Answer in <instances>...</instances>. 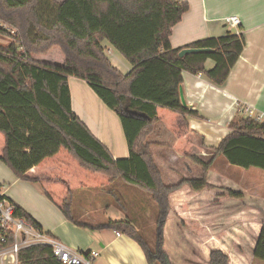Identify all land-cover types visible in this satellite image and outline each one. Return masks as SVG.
Here are the masks:
<instances>
[{"label": "trees", "instance_id": "1", "mask_svg": "<svg viewBox=\"0 0 264 264\" xmlns=\"http://www.w3.org/2000/svg\"><path fill=\"white\" fill-rule=\"evenodd\" d=\"M189 9L184 0H0V19L10 27L0 25V34L11 38L8 44H0V133L5 138L0 158L18 178L40 182L41 178L29 171L64 149L81 167L108 178L110 183L121 180L129 189L142 192L147 199L129 208L125 219L106 217L97 223L75 213L70 187L55 204L75 225L113 229L131 237L142 248L147 264H173L164 250L172 193L185 186L194 192L209 188L208 171L220 156L232 166L264 171V123L244 114L230 122L231 131L211 148L208 160L191 156L201 167L197 178L166 183L151 154L150 136L161 120L160 107L183 116L197 114L181 102L183 73L204 74L223 86L246 46L243 33L228 31L173 47L172 30ZM104 41L131 63L130 71L124 74L111 63ZM53 47L63 52L62 63L35 58ZM184 48L207 51L180 56ZM208 60L215 63L210 69L205 66ZM70 76L87 81L120 117L129 158L116 159L74 112ZM228 195L244 197L242 191L235 190H229ZM146 202L156 212L153 248L136 218L146 212ZM13 203L16 216L42 228L22 206ZM122 208L127 207L122 204ZM252 258L264 261V218ZM229 259L222 250H212L209 264H229ZM19 264L63 263L49 246L34 245L20 251Z\"/></svg>", "mask_w": 264, "mask_h": 264}, {"label": "crops", "instance_id": "2", "mask_svg": "<svg viewBox=\"0 0 264 264\" xmlns=\"http://www.w3.org/2000/svg\"><path fill=\"white\" fill-rule=\"evenodd\" d=\"M184 1L190 4V9L172 30L170 42L173 47H182L202 38L219 37L228 31L243 33L246 46L223 86L214 84L204 74L183 73L181 86L188 105L187 109L194 110L197 114L183 116L167 108L158 109L161 120L150 136V151L164 181L168 184L182 178L199 177L201 167L193 162L191 156L208 160L212 155L211 148L217 146L231 131L230 122L242 115L245 107L251 106L257 112L264 113V0ZM230 15L240 17V27L230 28L225 24L224 18ZM103 44L106 49L105 54L114 66L124 74L131 70V63L113 45L107 41ZM44 57L46 56H43L46 61ZM62 57L63 60L54 62L62 63L65 56ZM214 65L212 60H208L205 64L207 69ZM69 86L74 112L109 148L116 159L129 157L130 151L122 122L116 112L97 96L84 79L70 76ZM62 155L71 156L62 149L45 161H56ZM45 161L29 172L31 176L41 178V182L46 181L44 178L47 176L46 170L40 167ZM68 161L69 159L62 160L65 164H69ZM248 171L241 172L239 167L230 165L220 156L208 171L209 188L194 192L185 186L172 193L171 210L165 226L164 250L167 251L165 247L168 236L174 227V233L178 235L176 251L186 253L192 249L193 254L203 252L209 256L212 250H222L232 254L229 264H247L243 256L236 255L244 251V240L239 241L237 238L250 236L251 228L257 239L263 219L258 228H253L251 214L244 207H241L242 209L235 207L238 201H244V197L232 198L228 195V191H242L245 196L244 190L236 188V185L242 182L241 185L249 186V176L254 173L261 175L252 170ZM45 185L46 189L49 188L46 190L47 193L54 201L48 198L59 210L55 202H60L67 194H60L59 200L54 196L50 188L51 184L44 182V188ZM84 187L87 189L89 184L86 183ZM5 192L13 202L22 206L37 220L44 230L49 231L68 246L100 252L96 264H142V261L147 263L140 245L126 234L120 232L121 235L118 236L119 231L113 229L84 228L70 221L71 226H68L71 227L70 232L59 230V227L46 229L35 211L29 209L17 197L11 196L9 191ZM80 204L91 206L89 200ZM59 212L61 213L60 210ZM84 214L87 217H84ZM88 214L89 212L83 211L80 217L89 218ZM107 214L106 211L103 215L104 219L115 218ZM115 216L119 218L118 215ZM64 221V225H68L65 217L61 223ZM93 245L97 248L91 247ZM254 261L251 260L248 264Z\"/></svg>", "mask_w": 264, "mask_h": 264}, {"label": "rangeland", "instance_id": "3", "mask_svg": "<svg viewBox=\"0 0 264 264\" xmlns=\"http://www.w3.org/2000/svg\"><path fill=\"white\" fill-rule=\"evenodd\" d=\"M0 25L5 26L8 29L10 28L9 25L1 19ZM10 41L11 38L0 34V44H8ZM34 56L37 60H44L43 56H46L44 57L46 58V61L54 62L59 59L61 60L64 54L59 47H53L46 54H36ZM2 135L0 134V156L2 155V148L5 144V139ZM63 159H69V164L63 163ZM40 167L43 168L44 171L46 170L45 174L49 178L46 179L45 176L44 179H46V181L44 182L51 184L50 188L53 190V193L55 194L54 196L57 197V199L60 200V194H67L69 187L73 190L75 213L79 216L83 211L84 213L89 212V218H84L89 219L87 220L88 222H100L104 219L103 215L106 214V211L108 212L107 215L115 217L114 219H125L127 215L130 214L129 208L131 209L132 207H136L139 200L146 198L141 195L142 192L129 189L121 180H116L113 183H110L108 178L102 177L81 167L77 160L68 155H62L56 161H45V163ZM240 170L241 172L245 170L246 172H249L248 170H252V172L261 174L258 176L254 173L249 176V186L241 185L242 182H240L241 184L236 185V188L244 190L245 196L244 201H238L239 203L236 204L235 207L237 209H242L241 207H244V209L251 214V219L253 220L251 225L254 226L253 228H258L264 216V171L258 168H240ZM165 180L168 181L166 178ZM44 182H29L18 178L13 169L0 158V184L3 185V190L9 191L11 196L17 197L22 203H25L29 209L35 211L37 217L45 224L46 229H48V227H53L52 229L59 227V230L68 232L72 231L70 229L71 227H68L71 226L69 220L66 221L68 225H64L65 221L61 223L64 220V215L59 212L54 203L44 193V191L49 189L48 187L46 189V185L44 188ZM86 183L89 184L87 189H85V187L83 188V185H86ZM113 193H116V196ZM106 194L109 196L107 199ZM87 200L91 202V206H84L80 204L83 201L86 203ZM122 204H125L128 211H126L127 208H122ZM145 207L146 212L148 213L144 210V212L139 213L136 218L142 226L140 229L142 234L153 248L156 233V212L149 208V202H146ZM115 215H118L119 218ZM84 217L87 216L84 214ZM250 230L251 235L247 238H237L239 241L244 240V251L242 254L237 253L236 255H239L240 257L243 256L247 264L253 260L252 246L256 243V238L254 237L255 233L251 228ZM177 240L178 235H175L174 227H172L170 236H168L167 247H165V249L167 248V251L165 252L168 254L170 261L173 264H209L208 260H210V255L207 256V253L198 252V254H193L192 249L186 253L176 251L178 248L176 246ZM91 247L97 248L94 245ZM71 248L76 250L78 249L73 247ZM227 255L230 258V262V255L232 254ZM142 264L145 263L142 261ZM252 264H264V261L255 260Z\"/></svg>", "mask_w": 264, "mask_h": 264}, {"label": "built area", "instance_id": "4", "mask_svg": "<svg viewBox=\"0 0 264 264\" xmlns=\"http://www.w3.org/2000/svg\"><path fill=\"white\" fill-rule=\"evenodd\" d=\"M224 22L230 28L241 25L237 15L225 17ZM243 114L264 123V113L257 112L251 106L245 107ZM15 212L13 201L0 185V264H19L20 251L34 245L49 246L53 256L63 264H96L100 252L72 249L49 231L36 227L22 216H16ZM117 235L121 233L117 232Z\"/></svg>", "mask_w": 264, "mask_h": 264}, {"label": "water", "instance_id": "5", "mask_svg": "<svg viewBox=\"0 0 264 264\" xmlns=\"http://www.w3.org/2000/svg\"><path fill=\"white\" fill-rule=\"evenodd\" d=\"M203 51H207L206 49H196V48H184L180 51L179 55L180 56H184L188 53H194V52H203ZM180 98H181V102L182 104L187 107V102L185 100V97H184V91H183V88L182 86H180Z\"/></svg>", "mask_w": 264, "mask_h": 264}]
</instances>
